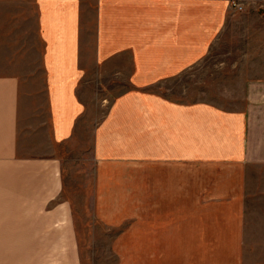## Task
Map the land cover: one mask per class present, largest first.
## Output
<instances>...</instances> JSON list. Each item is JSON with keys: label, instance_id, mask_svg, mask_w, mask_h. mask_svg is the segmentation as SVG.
I'll list each match as a JSON object with an SVG mask.
<instances>
[{"label": "crops", "instance_id": "0c3cea01", "mask_svg": "<svg viewBox=\"0 0 264 264\" xmlns=\"http://www.w3.org/2000/svg\"><path fill=\"white\" fill-rule=\"evenodd\" d=\"M233 1L264 6L0 0V54H39L43 74L26 91L0 72V264H81L62 162L31 139L44 126L52 144L73 137L97 87L115 95L93 134L95 178L111 185L131 172L140 195L150 186L151 257L139 242L135 264H241L247 188L264 178V28L230 67L197 69L211 84L228 76V102L174 92L240 12Z\"/></svg>", "mask_w": 264, "mask_h": 264}, {"label": "rangeland", "instance_id": "374dc122", "mask_svg": "<svg viewBox=\"0 0 264 264\" xmlns=\"http://www.w3.org/2000/svg\"><path fill=\"white\" fill-rule=\"evenodd\" d=\"M264 28V6L250 5L238 12L229 21L220 39L212 45L207 57L199 62L191 71L192 81L176 83L174 88L178 98H205L229 101L231 90L227 82L228 76L222 81L209 83V75L199 74L197 69L208 73H217V66L230 67L233 54H243L254 45L249 39ZM258 32V33H257ZM263 46L256 43L255 48ZM0 54V72L16 73L25 80L24 88L42 87L43 74L39 54ZM239 59V58H238ZM236 60L238 62L239 60ZM235 60V59H234ZM223 61V64L221 62ZM219 72V71H218ZM201 76V77H200ZM207 77L201 82V78ZM222 77V76H220ZM216 79V77H214ZM122 89L127 85H122ZM91 88V86H90ZM33 90L31 102L36 98ZM97 97L89 95L83 116L79 119L73 137L62 144H52L47 139L46 126L32 131V149L41 152L38 155L54 154L62 162L64 189L62 197L71 202L72 221L79 244L81 264H135L139 242H143L145 260L151 257V195L150 186L144 188L140 195L132 173L123 172L121 178L113 179L112 184L101 183L95 178L96 169L93 159V134L98 121L108 111L113 96L99 90ZM118 93V92H117ZM106 97L105 101L100 98ZM29 97L25 96V114L31 112ZM38 109V108H37ZM33 108L32 114L37 112ZM44 120L45 117L43 116ZM41 121V120H40ZM25 124L28 120L24 121ZM35 122L33 116L32 125ZM37 125V126H38ZM30 132L25 130L23 134ZM45 142V143H43ZM36 144H41L36 146ZM40 150V151H39ZM36 152V153H38ZM35 153V152H34ZM255 186L247 188L243 217V250L241 264H264V178L257 179ZM60 225V224H58ZM138 243V244H137Z\"/></svg>", "mask_w": 264, "mask_h": 264}, {"label": "built area", "instance_id": "2783aa9c", "mask_svg": "<svg viewBox=\"0 0 264 264\" xmlns=\"http://www.w3.org/2000/svg\"><path fill=\"white\" fill-rule=\"evenodd\" d=\"M232 6L234 9L241 11L243 9V5L237 1L232 2Z\"/></svg>", "mask_w": 264, "mask_h": 264}]
</instances>
